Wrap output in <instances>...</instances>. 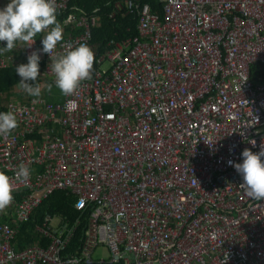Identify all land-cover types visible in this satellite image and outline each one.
I'll use <instances>...</instances> for the list:
<instances>
[{"label": "built area", "instance_id": "built-area-1", "mask_svg": "<svg viewBox=\"0 0 264 264\" xmlns=\"http://www.w3.org/2000/svg\"><path fill=\"white\" fill-rule=\"evenodd\" d=\"M71 1L56 0L57 15ZM159 1L161 14L143 0H113L112 17L137 15L138 35L111 41L62 103H0L18 121L0 135V171L31 170L14 183L18 218L58 190L91 209L73 255L79 222L54 228L48 215L40 233L50 245L23 251L0 222V264H264V201L245 195L228 163L264 146V78L252 77L254 66L264 71V0ZM71 10L53 56L92 40L98 16ZM24 47L27 63L42 44ZM10 53L0 54V72L14 64ZM40 63L53 79L50 55ZM99 246L109 260L94 258Z\"/></svg>", "mask_w": 264, "mask_h": 264}, {"label": "clouds", "instance_id": "clouds-1", "mask_svg": "<svg viewBox=\"0 0 264 264\" xmlns=\"http://www.w3.org/2000/svg\"><path fill=\"white\" fill-rule=\"evenodd\" d=\"M64 26L57 20L56 0H8L0 8V42L6 44L0 47V54L12 51L17 44L31 49L39 39L42 48L31 52L27 63L15 67V73L21 78L18 86L28 96L33 97V104L39 103L42 89L38 82L40 77L41 53L50 55V73L54 74V84L61 94L72 95L81 83L91 79L94 67V52L84 42L75 47L67 48L53 56V51L63 39ZM52 84L47 85L51 92ZM15 111H0V135H10L17 127ZM255 145V144H253ZM242 162L228 163L242 177L240 188L251 201H264V146L259 152L245 148ZM31 175L30 168L21 163L16 167L13 176L0 171V209L8 207L13 200L14 183H23Z\"/></svg>", "mask_w": 264, "mask_h": 264}, {"label": "trees", "instance_id": "trees-1", "mask_svg": "<svg viewBox=\"0 0 264 264\" xmlns=\"http://www.w3.org/2000/svg\"><path fill=\"white\" fill-rule=\"evenodd\" d=\"M144 4L151 5L156 13L161 14V3L159 0H143ZM70 8H77L87 15L98 16L99 22L92 29V40L89 44L94 52V67L92 73L97 68L96 60L99 55L103 54L113 40H121L138 35L136 14L116 15L114 13L113 0H72ZM68 10L63 15H57V20L64 25L67 15L77 10ZM259 66L252 68V77L254 80L264 78V71L259 70ZM18 83L15 68L7 67L0 73V92H9ZM76 198L69 192L58 190L49 196L34 212L30 223L25 228L34 230L36 226H41L48 215L52 217H63L71 225L79 222L76 235L73 238L66 255L75 252L78 246L82 244L85 234L88 230V218L91 209L79 211L76 208ZM28 243L35 242L39 239L37 235H28ZM23 241V239H20ZM21 246V245H20Z\"/></svg>", "mask_w": 264, "mask_h": 264}, {"label": "crops", "instance_id": "crops-1", "mask_svg": "<svg viewBox=\"0 0 264 264\" xmlns=\"http://www.w3.org/2000/svg\"><path fill=\"white\" fill-rule=\"evenodd\" d=\"M7 2H8V0H0V6H4ZM68 34H70V31L67 27L64 26L63 38L65 37V35H68ZM36 38L38 40L41 39L42 34L38 35ZM22 47H23V45L17 44V48L14 51H11L10 54L13 56V59L15 61H14V64L11 65L10 67L15 68L16 66H18L20 64L26 63L25 53L22 50ZM45 65L46 64H44V63H40V77L38 78V82L41 86L42 92L46 91L48 84H52V85L54 84V79H51L49 77L44 76L45 67H46ZM5 69H3V70H5ZM17 78H18V83H19L21 78L18 75H17ZM18 83L11 90H9V92H0V103L7 104L9 102H20V101L25 102L28 99L32 98L23 92V90L18 86ZM54 87H55V85H53V88ZM44 97H46L49 102L62 103L64 101L65 95L61 94V92L57 89L54 91L51 90V92H49L47 90V94ZM17 199L20 200L21 197L18 196ZM13 206L14 205L10 204L8 207L0 210V222L11 224V226L16 231V236H15V239L13 241V246H14L15 250L23 251V250H26L30 247L37 246V245L43 246V247L49 246L50 242H51L50 239H48L47 237H44L40 233V228H41V226H43V224L41 226H36L34 228V230H31V228H27V229L25 228L26 224L30 223L31 218H32V216L36 210L32 213L31 217L28 220L21 221L18 218L17 213H16V209H14ZM53 218H56V217H53ZM62 221H66V220L63 217L58 216V221H56V222H58L57 225H55L54 221H53L54 228H58L59 226H61ZM28 235H37V236H39V239L36 240L35 242H32V243L29 242L28 243V240H27ZM20 239H23V241H21ZM82 245H83V242H82V244H80V246L77 247V249L75 250V252L73 254L80 253L81 249H82ZM73 254H71V255H73Z\"/></svg>", "mask_w": 264, "mask_h": 264}, {"label": "rangeland", "instance_id": "rangeland-1", "mask_svg": "<svg viewBox=\"0 0 264 264\" xmlns=\"http://www.w3.org/2000/svg\"><path fill=\"white\" fill-rule=\"evenodd\" d=\"M102 68L104 69V70H109L110 68H111V63L110 62H104L103 64H102ZM54 79V78H53ZM53 85H55V84H53ZM54 90H57V88L56 87H54V88H52V91H54ZM59 90V89H58ZM46 94H47V88H46V91H43L42 92V96L44 95V96H46ZM30 98V97H29ZM1 210V209H0ZM56 221H58V217H56V218H54V224L55 225H57V223L58 222H56ZM94 258L96 259V260H109L110 259V253H109V251L107 250V248L106 247H104V246H99L97 249H96V251H95V253H94Z\"/></svg>", "mask_w": 264, "mask_h": 264}]
</instances>
